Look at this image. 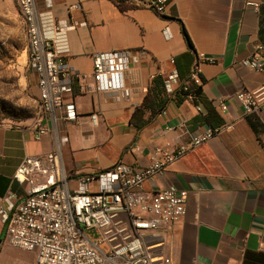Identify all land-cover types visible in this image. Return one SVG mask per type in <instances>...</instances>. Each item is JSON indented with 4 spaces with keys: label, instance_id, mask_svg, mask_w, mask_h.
Segmentation results:
<instances>
[{
    "label": "crops",
    "instance_id": "1",
    "mask_svg": "<svg viewBox=\"0 0 264 264\" xmlns=\"http://www.w3.org/2000/svg\"><path fill=\"white\" fill-rule=\"evenodd\" d=\"M248 1L172 0L162 18L113 0H36L40 15L70 24L65 61L79 79L64 103H75L78 117L44 121L50 131L39 138L40 118L30 126L0 124V199H24L26 187L14 177L28 156L40 158L60 147L63 171L76 188L78 179L96 177L119 162L145 168L158 154L175 151L209 128H223L145 183L151 194L168 187L188 192L186 216L163 233L145 235V243L153 264L166 258L173 264H264V114L244 117L235 98L264 85V73L238 66L264 49V0H257L259 11L247 7ZM74 5L79 8L70 9ZM44 27L53 37L46 22ZM121 50L132 52L125 76L130 96L80 92V85L92 89L93 55ZM199 55L208 59L201 66L200 97L179 102L176 92ZM174 72L179 80L171 93L167 78ZM157 78L165 85L157 101L169 102L153 118L144 110L141 120L151 121L138 130L132 120ZM31 85L39 100L33 74ZM221 99L226 112L219 108ZM10 248L0 221V261Z\"/></svg>",
    "mask_w": 264,
    "mask_h": 264
},
{
    "label": "built area",
    "instance_id": "2",
    "mask_svg": "<svg viewBox=\"0 0 264 264\" xmlns=\"http://www.w3.org/2000/svg\"><path fill=\"white\" fill-rule=\"evenodd\" d=\"M137 8L154 11L168 17L172 0H113ZM23 21L27 38L28 68L36 77L41 109L37 137L49 133L44 121L56 124L60 119L77 120L75 103H64L73 92L79 75L65 61L67 53V21L43 17L37 11L36 0H14ZM247 7L259 11L261 3L250 0ZM78 5L70 9H77ZM44 22L53 37L45 35ZM167 39L170 35L163 31ZM58 43L61 48H58ZM131 50L98 52L93 55L92 89L80 85V92L117 93L130 96L125 76L131 64ZM197 56L186 81L180 84L186 99L198 98L190 86L201 85V66L207 62ZM211 61V60H209ZM212 62V61H211ZM238 66L264 73V49L260 48L240 61ZM179 80L176 72L167 78V88ZM244 117L264 114V85L254 91L235 95ZM221 112L228 110L226 100L218 101ZM200 111V106H197ZM95 120V115L93 116ZM223 128L204 131L173 152H164L151 159L145 168L119 162L93 178H82L73 188L63 171L60 147L43 157L25 158L15 174V180L26 187L24 199L15 204L13 196L0 199V221L7 226L6 242L15 249L31 252L33 264H153V253L145 243V235L165 232L172 223L187 214L188 192L176 187L149 193L145 183L161 175L171 164L216 137ZM95 183V189H92ZM96 230L98 241L87 232ZM106 244L108 249L101 248ZM162 264H173L164 259ZM241 264V263H236Z\"/></svg>",
    "mask_w": 264,
    "mask_h": 264
},
{
    "label": "rangeland",
    "instance_id": "3",
    "mask_svg": "<svg viewBox=\"0 0 264 264\" xmlns=\"http://www.w3.org/2000/svg\"><path fill=\"white\" fill-rule=\"evenodd\" d=\"M27 38L22 18L12 0H0V124L30 126L41 116L38 95L31 85L26 56ZM98 241L96 230L87 232ZM107 250L106 244L101 246ZM0 264H33L31 252L10 248Z\"/></svg>",
    "mask_w": 264,
    "mask_h": 264
},
{
    "label": "trees",
    "instance_id": "4",
    "mask_svg": "<svg viewBox=\"0 0 264 264\" xmlns=\"http://www.w3.org/2000/svg\"><path fill=\"white\" fill-rule=\"evenodd\" d=\"M184 35L188 41V43L191 45V41L189 39V36L186 32L185 29H183ZM156 83V88H151L150 92L148 93L144 104L142 105V107L140 109H138L137 113L135 114L132 123L133 125L136 126V128L138 130H141L143 127H145L150 121L151 119H149L148 121H142L141 120V116L144 112V110L149 109L152 113V118L156 116V114H158L159 112H161L166 105L169 102L168 98H162L159 101H157V97L158 95L163 94L164 89H165V85L161 82L160 79H156L154 81ZM190 92L195 94L197 96V98L199 99L200 94H201V87L200 86H196V85H191L190 86ZM188 93H185L183 91V89H179L176 92V99L177 101H182L184 98H186Z\"/></svg>",
    "mask_w": 264,
    "mask_h": 264
},
{
    "label": "water",
    "instance_id": "5",
    "mask_svg": "<svg viewBox=\"0 0 264 264\" xmlns=\"http://www.w3.org/2000/svg\"><path fill=\"white\" fill-rule=\"evenodd\" d=\"M6 230H7V226H6Z\"/></svg>",
    "mask_w": 264,
    "mask_h": 264
}]
</instances>
